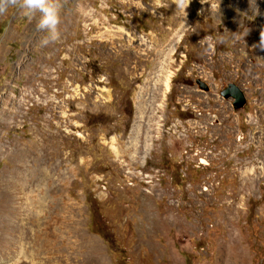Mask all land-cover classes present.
<instances>
[{"label":"rangeland","instance_id":"rangeland-1","mask_svg":"<svg viewBox=\"0 0 264 264\" xmlns=\"http://www.w3.org/2000/svg\"><path fill=\"white\" fill-rule=\"evenodd\" d=\"M63 5L0 17V264H264V0Z\"/></svg>","mask_w":264,"mask_h":264},{"label":"clouds","instance_id":"clouds-1","mask_svg":"<svg viewBox=\"0 0 264 264\" xmlns=\"http://www.w3.org/2000/svg\"><path fill=\"white\" fill-rule=\"evenodd\" d=\"M176 9L182 13L183 23L186 17V9L191 0H172ZM63 0H0V17L9 14L10 11H19L29 20L36 18L38 14L37 30L46 32L47 35L41 43L47 45L59 38V25L61 23V11ZM261 46L264 47V32L260 34Z\"/></svg>","mask_w":264,"mask_h":264},{"label":"water","instance_id":"water-1","mask_svg":"<svg viewBox=\"0 0 264 264\" xmlns=\"http://www.w3.org/2000/svg\"><path fill=\"white\" fill-rule=\"evenodd\" d=\"M196 82L200 88H203L205 90L208 89V86L202 80L197 79ZM220 93L224 97L232 96L233 97L232 104L235 105V108H240L246 102V98L244 97V94L237 89L236 85L232 83L227 85L224 89H222Z\"/></svg>","mask_w":264,"mask_h":264},{"label":"bare ground","instance_id":"bare-ground-1","mask_svg":"<svg viewBox=\"0 0 264 264\" xmlns=\"http://www.w3.org/2000/svg\"><path fill=\"white\" fill-rule=\"evenodd\" d=\"M189 14V13H188Z\"/></svg>","mask_w":264,"mask_h":264}]
</instances>
